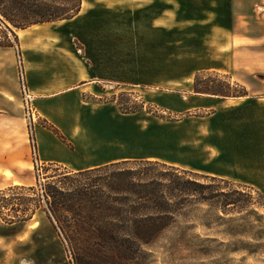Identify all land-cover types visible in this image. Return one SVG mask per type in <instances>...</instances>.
Returning a JSON list of instances; mask_svg holds the SVG:
<instances>
[{
	"label": "rangeland",
	"instance_id": "obj_1",
	"mask_svg": "<svg viewBox=\"0 0 264 264\" xmlns=\"http://www.w3.org/2000/svg\"><path fill=\"white\" fill-rule=\"evenodd\" d=\"M85 1L73 21L51 23L39 33L30 29L27 39L36 51L66 55L74 72L98 77L99 86L90 88L98 96L88 94V104H58L46 118L36 104L29 111L21 81L24 122H0V156L26 149L36 164L43 143L37 132L47 129L77 155L74 139L85 132L95 139L86 144L92 153L107 139L133 157H156L185 171H226L229 178L217 177L229 183L221 181V187L252 195L251 206L223 215L209 205H189L155 245L121 264H264V120L251 144L248 137L236 141L232 132L219 133L220 121L204 119L211 114L207 101L222 97L196 93L209 88L264 101V0ZM14 31L16 37L0 23V42L21 50ZM236 98L218 107L245 100ZM67 129L74 131L70 141L62 132ZM220 144L239 161H221ZM246 154L254 158L244 160ZM57 165L30 164L32 187H5L9 181L2 177L13 175L0 172V264H75L49 221L44 197L48 185L71 171ZM18 217L25 221L6 223Z\"/></svg>",
	"mask_w": 264,
	"mask_h": 264
},
{
	"label": "trees",
	"instance_id": "obj_2",
	"mask_svg": "<svg viewBox=\"0 0 264 264\" xmlns=\"http://www.w3.org/2000/svg\"><path fill=\"white\" fill-rule=\"evenodd\" d=\"M82 6L83 0H0V23L16 37V29L72 20ZM6 47L14 45L0 42V48ZM196 93L222 98L247 96L209 88H196ZM221 181L228 183L168 163L133 159L67 172L46 187L44 197L49 221L62 235L75 264H121L155 245L178 217L187 215L189 205H209L230 215L253 204L252 195L226 191ZM259 206L264 208V203ZM23 221L18 217L6 223Z\"/></svg>",
	"mask_w": 264,
	"mask_h": 264
},
{
	"label": "crops",
	"instance_id": "obj_3",
	"mask_svg": "<svg viewBox=\"0 0 264 264\" xmlns=\"http://www.w3.org/2000/svg\"><path fill=\"white\" fill-rule=\"evenodd\" d=\"M84 2L86 1L83 0ZM83 6L78 16L82 14ZM20 41L21 50L18 46L0 48V122L5 124H21L24 122L25 114L23 115L21 108V103L24 104V96L20 70L24 73L25 88L32 99V104H36L35 110L39 115L43 114V117L51 118L54 109L58 107L57 105L67 101L76 104L89 103L87 95H95L90 91L91 86L94 84L99 86L98 84L101 83L97 79L98 77L90 78L91 76L83 71L81 73L74 72L66 55L58 52L56 54L41 53L31 47L29 39L26 41L20 39ZM240 98H245V100L235 106L224 104L225 107L220 108L218 106L230 98H222L220 101H207L208 104L205 108L209 109L211 114L204 119L212 122L215 120L220 121L219 133L232 132L236 135V141L248 137L247 140L251 144V137L254 132H257L258 123L264 120V101H247V96ZM241 121L244 122L242 126L238 124ZM233 122L237 126L234 130L227 124ZM262 124L264 125V123ZM62 132L66 134L69 141L70 138L72 139L73 129L62 130ZM37 133L43 141L42 145H39L38 151L34 146L37 153L36 164L40 165L59 164L71 171L79 172L126 160H160L156 157H133L126 154L122 148L115 147V144L110 143L107 139L99 140L101 144L98 148L96 147L97 151L95 153L89 152L87 148L91 149L93 147H87L86 144L94 137H90V134L85 132L79 133L81 135H76L77 137L74 139V141L79 142L75 152L80 154L77 155L73 151L69 152L66 149L67 146L56 140L49 130L43 129ZM243 144L248 143L245 141ZM220 149L224 152L220 157L221 161L226 159L237 163L241 158L236 152H232L227 147L221 145ZM11 157L15 159L12 161H17L16 164L9 160ZM242 158L248 161L253 159L254 155L246 154ZM30 164L34 168L36 167L34 161L29 160L26 149L16 155L8 153L0 156V172L3 175L6 172L13 175L10 179L5 176L2 177L4 180L9 181V184L5 187L35 186V179L31 176ZM228 174L226 171H221L218 174L208 173V175L221 178H229Z\"/></svg>",
	"mask_w": 264,
	"mask_h": 264
},
{
	"label": "bare ground",
	"instance_id": "obj_4",
	"mask_svg": "<svg viewBox=\"0 0 264 264\" xmlns=\"http://www.w3.org/2000/svg\"><path fill=\"white\" fill-rule=\"evenodd\" d=\"M65 22H68V21H61V22H58V23H53V24H59V23H65ZM50 25H52V24H46V25H36V26H33V27H31V28H29V29H27V30H19L18 32L20 33L19 34V36H20V38L22 39V40H26L27 38H29L30 37V35L32 34L29 30L30 29H35V28H39L38 30V33L39 32H41L42 30H44V31H49L48 29H47V27H49ZM46 28V29H45ZM230 104V106H234L235 104L234 103H236V101L235 100H230V102H229Z\"/></svg>",
	"mask_w": 264,
	"mask_h": 264
},
{
	"label": "built area",
	"instance_id": "obj_5",
	"mask_svg": "<svg viewBox=\"0 0 264 264\" xmlns=\"http://www.w3.org/2000/svg\"><path fill=\"white\" fill-rule=\"evenodd\" d=\"M21 81L23 82V84H24V92H25V102H26V104H27V106H28V109H29V111H30V107H31V103H32V99H31V97H30V95H29V93H27V90H26V88H25V76H24V73H23V71L21 70ZM31 111H32V109H31ZM39 165V164H38Z\"/></svg>",
	"mask_w": 264,
	"mask_h": 264
}]
</instances>
